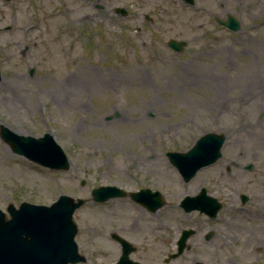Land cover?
Masks as SVG:
<instances>
[{"label":"rangeland","instance_id":"rangeland-1","mask_svg":"<svg viewBox=\"0 0 264 264\" xmlns=\"http://www.w3.org/2000/svg\"><path fill=\"white\" fill-rule=\"evenodd\" d=\"M228 13L240 29L215 21ZM170 38L187 45L175 51ZM0 72V124L50 131L70 159L51 170L0 138L3 211L62 193L87 198L97 185L149 186L165 195L167 220L195 227L199 215L178 202L203 186L235 214L230 227L204 228L228 233L229 253L244 264H264V0H0ZM67 77L84 86L70 90ZM207 131L226 135L222 155L184 181L165 152ZM240 192L251 198L242 203ZM109 205L89 200L74 211L84 254L97 253Z\"/></svg>","mask_w":264,"mask_h":264},{"label":"water","instance_id":"water-1","mask_svg":"<svg viewBox=\"0 0 264 264\" xmlns=\"http://www.w3.org/2000/svg\"><path fill=\"white\" fill-rule=\"evenodd\" d=\"M116 11L123 15L126 13L123 8H116ZM216 20L232 30L240 28L239 21L230 14L225 20ZM167 44L174 50H180L186 41L169 39ZM0 137L14 152L41 165L51 169H67L69 166L65 153L49 133L33 137L0 125ZM224 140V133L206 132L188 150L167 151L166 155L183 179L188 181L199 168L213 163L221 155L220 148ZM250 167L251 165H247V168ZM148 190L140 189L131 197L140 202L157 200L158 195L151 194ZM204 192L202 189L195 196H186L181 201V206L186 211L197 208L213 215L219 205L215 198ZM121 195L123 192L115 186H98L91 190L95 201ZM242 199L245 200V197ZM87 200L61 194L50 206L21 202L16 208L10 203L7 206L10 218L0 209V264H68L84 260L77 252L74 241L77 229L72 214L75 208ZM188 234L189 231L182 236L181 246Z\"/></svg>","mask_w":264,"mask_h":264},{"label":"flooded vegetation","instance_id":"flooded-vegetation-1","mask_svg":"<svg viewBox=\"0 0 264 264\" xmlns=\"http://www.w3.org/2000/svg\"><path fill=\"white\" fill-rule=\"evenodd\" d=\"M161 200L163 202L153 209L151 204L141 205L129 197L107 200L105 203L110 205L104 214L109 215V224L97 223V253L86 254L91 259L88 264L95 256L96 264H244L239 261L241 257L229 253L228 233H221V227L216 230L204 228L218 223L226 228L233 223L234 211L225 212L222 199H219L221 206L214 216L191 211L199 215L198 226L195 227L167 220L164 196ZM191 212L184 213L188 215ZM130 217L132 220L129 222L124 220ZM185 228H192L193 232L178 253V241ZM200 233L201 242H198L193 236ZM214 235L219 237V243L212 240Z\"/></svg>","mask_w":264,"mask_h":264},{"label":"bare ground","instance_id":"bare-ground-1","mask_svg":"<svg viewBox=\"0 0 264 264\" xmlns=\"http://www.w3.org/2000/svg\"><path fill=\"white\" fill-rule=\"evenodd\" d=\"M72 79V80H71ZM264 80V77L259 81V82H263ZM64 83L67 84V87L71 90L73 88H76V87H83L84 85L80 82V81H76L75 79H73L72 77H67L65 80H64ZM264 86V82L263 84L261 85V88Z\"/></svg>","mask_w":264,"mask_h":264}]
</instances>
